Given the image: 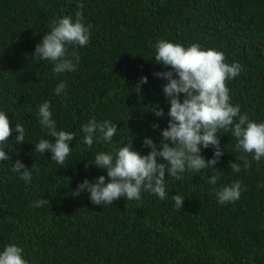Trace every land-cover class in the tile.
Here are the masks:
<instances>
[{"label":"trees","instance_id":"obj_1","mask_svg":"<svg viewBox=\"0 0 264 264\" xmlns=\"http://www.w3.org/2000/svg\"><path fill=\"white\" fill-rule=\"evenodd\" d=\"M78 2L0 0V109L10 127L19 122L26 130L25 141L17 144L11 133L3 145L8 159L0 161V247L18 244L29 264H264V187H257L264 182V159L238 151L225 130L218 133L224 154L214 165L220 170L215 186L207 177L216 170L209 167L179 178L166 173L164 199L142 191L139 200L95 205L86 192L73 194L84 177L104 174L89 162L95 151L109 148L104 142L83 145L81 123L110 119L119 127L113 144L130 135L141 152L149 151L142 147L145 135L159 142V129L150 125L166 126L169 105L166 81L153 73L170 67L153 57L159 38L199 42L222 51L227 62H239V75L226 81L231 102L249 118L264 120V0H83L82 9ZM77 11L91 25L89 42L77 46L76 70L54 74L50 62L31 53L53 20L75 18ZM141 76L148 80L137 91ZM59 80L66 82V94L54 93ZM43 100L50 101L57 127L76 134L63 165L48 152L32 151L46 136L36 117ZM153 104L164 108V118L149 111ZM212 151L202 149V155L207 159ZM241 155L248 166L238 159L241 169L233 172L229 161ZM16 159L32 168L29 182L11 170ZM237 178L239 199L218 203L214 188ZM174 193L185 198L181 209L173 206ZM40 197L48 203L33 206Z\"/></svg>","mask_w":264,"mask_h":264},{"label":"clouds","instance_id":"obj_2","mask_svg":"<svg viewBox=\"0 0 264 264\" xmlns=\"http://www.w3.org/2000/svg\"><path fill=\"white\" fill-rule=\"evenodd\" d=\"M78 7L83 8V0H79ZM90 28V24L83 22L81 11L75 13V18L71 14H62L51 22L50 30L41 35L31 54L37 59L50 62L54 74L74 71L80 59L77 46L89 42ZM152 47L155 50V62L170 66L167 70L153 73L166 81L162 91L169 105L166 126L160 127L159 121L150 125L153 129H159V142L145 135L142 147L149 151L141 152L133 146L130 135L124 143L113 144V137L119 127L110 119L97 120L92 117L80 125V141L83 145L88 148L94 142L109 145L108 150L95 151L92 162L88 161L104 170V174L92 180L84 177L73 192L74 195L86 192L95 205L112 204L120 197L139 200L142 191L164 199L169 194L165 187L166 173L168 177L179 178L189 170L198 172L209 167L215 169L214 165L224 154L220 143L221 134H218L220 130H225L224 133H230L235 138V148L241 153H251L252 159L256 161L264 159V120L249 118L247 113L241 111L239 104L231 102L230 88L226 83L239 75L240 63L227 62L222 51L202 47L199 42L185 45L159 38ZM147 80V76H141L136 90L139 91L140 85L147 83ZM65 89L66 82L59 80L53 91L56 95L66 94ZM149 111L155 117L165 116L164 108L158 104L151 105ZM36 117L46 136L34 143L32 151L42 154L48 152L50 160L63 165L71 151L70 142L76 134L57 127L49 100H43L36 106ZM11 133H15L12 140L17 144L25 141L24 125L17 122L10 127L7 112L0 109V161L8 159L3 145ZM210 146L212 155L206 159L202 149ZM238 159L243 161V167L248 166L247 155L235 157L228 164L233 172L241 169ZM11 170L25 183L32 178V168L20 159L13 161ZM219 172L216 170L215 174L207 177L210 184H217ZM257 187H264V182H259ZM214 191L220 204L235 201L242 191L241 181L237 178L220 184ZM171 199L174 201L173 206L181 209L185 198L174 193ZM46 203L48 199L45 197L32 201L33 206ZM0 264L29 262L24 258L22 247L10 242L0 247Z\"/></svg>","mask_w":264,"mask_h":264}]
</instances>
